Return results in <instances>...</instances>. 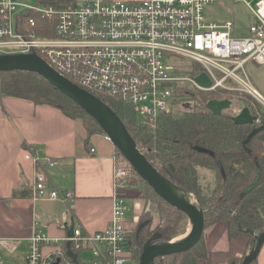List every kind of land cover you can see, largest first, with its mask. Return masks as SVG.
<instances>
[{"label":"built area","instance_id":"built-area-1","mask_svg":"<svg viewBox=\"0 0 264 264\" xmlns=\"http://www.w3.org/2000/svg\"><path fill=\"white\" fill-rule=\"evenodd\" d=\"M214 1L0 0V55L38 54L96 96L126 101L137 124L149 131L157 128L161 115L191 107L196 91L237 89L264 107V97L245 73L247 62L264 63V0H234L249 10L239 34L231 20H209L205 9ZM180 58L199 68L194 71L176 60ZM202 72L210 81L207 86L195 79ZM23 156L36 165L32 187L38 196L47 189L41 162L52 167L56 160L36 148L26 149ZM111 178L110 225L94 232L77 226L65 238L76 249L90 250L91 264H124L132 256L130 240L137 226L127 219L134 207L122 191L141 178L119 151L113 156ZM68 195L57 189L48 193L51 198ZM56 241L34 232L25 264H52L62 249L43 252L41 245ZM0 264H11L1 252Z\"/></svg>","mask_w":264,"mask_h":264},{"label":"trees","instance_id":"trees-1","mask_svg":"<svg viewBox=\"0 0 264 264\" xmlns=\"http://www.w3.org/2000/svg\"><path fill=\"white\" fill-rule=\"evenodd\" d=\"M53 0H42L47 3ZM197 70L198 65H194ZM194 70V71H195ZM193 72V71H192ZM11 95L57 107L65 115L80 119L89 137L103 130L84 109L55 88L45 77L34 71H0V96ZM123 121L137 146L147 160L174 185L193 192L203 210L204 224L219 220L228 223L230 237L246 236L248 250L255 243V234L264 227V130L257 131L243 145L247 134L257 125L264 124V107L245 91L215 88L193 92L191 107L163 114L154 131L137 124L133 107L121 99L98 96ZM244 101L259 123L238 124L233 114L225 109L213 113L207 102L211 99ZM24 147L28 146L26 143ZM116 151H118L116 149ZM213 172L211 185L199 181L197 167ZM144 183L147 195L154 201L155 214L143 210L139 221L143 225L132 235L130 247L137 258L143 243L153 234L169 240L182 235L187 219L183 212L162 200ZM21 191H13V195ZM22 193V192H21ZM242 256H230L225 264H241ZM215 264L200 239L188 250L166 255L154 264ZM250 264H257L256 258Z\"/></svg>","mask_w":264,"mask_h":264},{"label":"crops","instance_id":"crops-1","mask_svg":"<svg viewBox=\"0 0 264 264\" xmlns=\"http://www.w3.org/2000/svg\"><path fill=\"white\" fill-rule=\"evenodd\" d=\"M245 73L264 97V63L247 62ZM86 136L80 119L65 115L53 105L37 104L11 95L0 96V252L11 264H25L29 237L34 232L57 238V243L43 244L41 248L43 252H49L55 246L61 248L63 255L57 257L59 264H74L69 253L75 255L79 264H91L90 250L76 249L65 238L77 226L84 232H94L110 225L111 175L116 148L104 132L91 135L87 148ZM24 143L28 146L24 147ZM29 148H36L43 156H52L56 160L52 167L41 162L47 189L38 196H34L32 187L36 165L23 156ZM197 171L200 182L203 175L210 180L213 174L205 167L198 166ZM50 189L69 195L51 198L48 196ZM13 191L22 193L13 195ZM136 192V187L122 191L134 208L140 206L138 210L133 208L127 212V219L135 222L138 229L143 225L139 215L149 206L132 200L139 198L134 196ZM149 210L155 212L153 208ZM203 241L215 264H225L230 256L243 258L248 252L247 237H230L225 220L204 225ZM85 251L90 252L88 257L83 255ZM140 252L137 258L131 256L124 264H138ZM162 258L155 259L161 261ZM256 261L264 264V241ZM196 264L205 263L199 261Z\"/></svg>","mask_w":264,"mask_h":264},{"label":"water","instance_id":"water-1","mask_svg":"<svg viewBox=\"0 0 264 264\" xmlns=\"http://www.w3.org/2000/svg\"><path fill=\"white\" fill-rule=\"evenodd\" d=\"M11 70H27L41 74L65 96L81 106L98 123L115 148L131 163L140 178L162 200L183 212L187 217L188 228L184 233L187 234L183 239L173 242L172 240L160 239L156 234H153L142 245L138 264H154L155 258L186 251L200 239L205 224L203 210L195 194L187 189L174 185L159 173L147 160L141 148L137 146L123 121L108 104L95 94L78 86L67 77L58 73L41 56L34 52L0 55V71ZM195 79L205 86L210 83L208 77L203 72L196 75ZM230 105V99H211L207 102V107L215 114H219L223 109L230 107ZM255 119L256 116L250 112L247 106L241 108L232 117V120L238 124H251ZM259 130H264V125L255 126L247 134L243 145ZM181 190L192 193L198 205L183 197L179 193ZM69 234L71 235L72 231ZM263 241L264 230L255 234V243L243 256L241 264H250L257 257ZM69 255L72 257L74 264H79L75 260V255L71 253ZM52 264H59V259L56 258Z\"/></svg>","mask_w":264,"mask_h":264},{"label":"rangeland","instance_id":"rangeland-1","mask_svg":"<svg viewBox=\"0 0 264 264\" xmlns=\"http://www.w3.org/2000/svg\"><path fill=\"white\" fill-rule=\"evenodd\" d=\"M206 16H209L210 21H216L221 22L225 20H231L234 22V26L236 29V32L239 34L244 31L245 26L247 25L249 21V10L247 9V6L241 2V1H234V0H216L213 3H211L208 7L205 9ZM179 62L184 63L189 68L193 67L195 63L188 59V58H180L176 59ZM197 65V64H196ZM190 72V71H189ZM244 101L238 100L237 98H232V103L228 110L234 114L237 113L241 108L244 107ZM211 171V170H210ZM212 173V171H211ZM202 185H211L213 181V174L210 177V180L207 179L205 175L202 177ZM131 187H136L137 192L134 195L135 197H139L137 199L138 204H145L148 203L149 209L154 208V201L147 195L146 189L144 186V183L142 181H137L134 184L131 185ZM134 197V198H135ZM140 207V206H139ZM148 208L144 210H149ZM143 211V209H142ZM152 211V210H150ZM155 214V212H154ZM187 234V233H186ZM186 234L183 236H179L174 238L177 239H183ZM183 236V237H182ZM85 257H88L90 255L89 251H85L83 254ZM126 264H132V262L126 263Z\"/></svg>","mask_w":264,"mask_h":264},{"label":"bare ground","instance_id":"bare-ground-1","mask_svg":"<svg viewBox=\"0 0 264 264\" xmlns=\"http://www.w3.org/2000/svg\"><path fill=\"white\" fill-rule=\"evenodd\" d=\"M179 193L183 196V197H185L186 199H188V200H190L191 202H193L195 205H198V203L196 202V199L194 198L195 196L192 194V193H190V192H186V191H184V190H181V191H179ZM185 235V234H184ZM183 235V236H184ZM182 236V237H183ZM181 240V238L180 239H177V240H175V239H172V241L173 242H175V241H180ZM171 241V242H172Z\"/></svg>","mask_w":264,"mask_h":264},{"label":"flooded vegetation","instance_id":"flooded-vegetation-1","mask_svg":"<svg viewBox=\"0 0 264 264\" xmlns=\"http://www.w3.org/2000/svg\"><path fill=\"white\" fill-rule=\"evenodd\" d=\"M227 109H228V108H227ZM239 111H240V110H239ZM239 111H238V112H239ZM238 112H237V113H238ZM234 114H236V113H234ZM256 119H258V121H257ZM256 119H255L254 121H255V123L258 124V123H259V118H256Z\"/></svg>","mask_w":264,"mask_h":264}]
</instances>
